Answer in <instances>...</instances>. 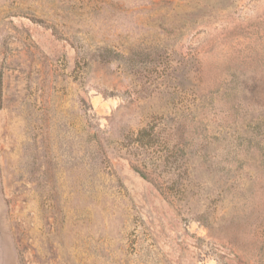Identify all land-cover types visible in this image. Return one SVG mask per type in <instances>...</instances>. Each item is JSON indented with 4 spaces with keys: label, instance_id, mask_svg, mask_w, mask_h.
Instances as JSON below:
<instances>
[{
    "label": "rangeland",
    "instance_id": "obj_1",
    "mask_svg": "<svg viewBox=\"0 0 264 264\" xmlns=\"http://www.w3.org/2000/svg\"><path fill=\"white\" fill-rule=\"evenodd\" d=\"M0 264H264V0H0Z\"/></svg>",
    "mask_w": 264,
    "mask_h": 264
},
{
    "label": "trees",
    "instance_id": "obj_2",
    "mask_svg": "<svg viewBox=\"0 0 264 264\" xmlns=\"http://www.w3.org/2000/svg\"><path fill=\"white\" fill-rule=\"evenodd\" d=\"M153 129L152 128H143L142 130H140L136 136L132 137L131 143L132 146L129 148L131 150H135V152H138V150H144L146 148H148L149 146H151V144H153V140H154V135H152ZM133 158H135L136 160V164L133 166V168L135 170H137L139 173H141L143 176L147 177L145 168L146 166L141 164L140 159L138 158V154H132ZM157 179V178H155ZM172 187V185L168 186L164 183H158L157 184V188H159L160 192L162 194H166L168 195V191L169 189Z\"/></svg>",
    "mask_w": 264,
    "mask_h": 264
}]
</instances>
